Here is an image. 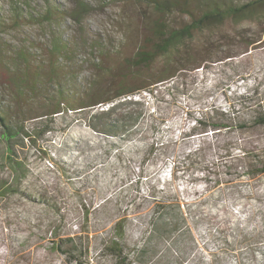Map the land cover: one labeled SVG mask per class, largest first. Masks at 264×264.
<instances>
[{"label": "rangeland", "instance_id": "rangeland-1", "mask_svg": "<svg viewBox=\"0 0 264 264\" xmlns=\"http://www.w3.org/2000/svg\"><path fill=\"white\" fill-rule=\"evenodd\" d=\"M157 1L0 0L1 100L27 132L14 153L0 137V264H121L113 242L124 246L128 264H264V173L247 179L241 165H213L222 151L215 144L187 158L200 138H182L191 133V117L227 108L238 121L249 120L247 128L234 121L232 131L219 136L231 142L227 152L246 148L251 159L264 153V124L254 122L264 108V0H224L250 5L242 17L204 31L209 44L234 57L159 85L157 97L143 93L147 109L165 117L155 132L147 131L146 115L134 138L108 134L92 117L100 105L34 118L58 99L56 83L43 77L41 93L48 97L30 104L14 99L6 85L9 71L34 68L28 58L46 71L54 63L65 90L75 92L77 81L99 76L98 45L112 57L100 65L126 75L136 70L133 55L153 37L155 24H186L183 6L197 14L212 0H167L168 7ZM62 42L69 49L57 62L52 52ZM201 43L189 41L194 48ZM171 84L181 90L169 91ZM159 141L171 144L159 147ZM176 196L190 228L181 229L179 242L174 237L181 230L161 229L153 237L151 208Z\"/></svg>", "mask_w": 264, "mask_h": 264}, {"label": "trees", "instance_id": "trees-1", "mask_svg": "<svg viewBox=\"0 0 264 264\" xmlns=\"http://www.w3.org/2000/svg\"><path fill=\"white\" fill-rule=\"evenodd\" d=\"M180 2L181 0H175L173 5H181ZM160 3L162 5V2ZM167 4L169 2L166 0L162 6L168 7ZM203 5L205 8L200 9L197 14L190 8L183 6V9L186 10L185 13L190 15V20L181 26H171L164 21L155 24L152 30L153 37L146 39V43L140 45L133 55V63L136 66V70L126 75L115 73L116 68L114 69L111 66L102 67L100 65H105L112 57L109 51L98 45V48L95 49L98 52L97 57L100 60V64L95 63L94 65L98 69L99 76L96 80L85 84L77 81L79 87L76 86L77 91L75 92L71 93L65 90L62 76L57 70H53L56 69L54 63L46 71L40 64H37L39 65L37 66L28 58L26 59L28 64L34 68H27V71L23 69L20 73L7 71L8 79L5 81L6 85L11 88V94L14 99L26 101L25 104H30V101L37 96L47 95L46 92L41 93L40 85L42 87L44 85L41 84L43 77L50 76L53 83H56L58 99L51 105L45 106L42 112L33 116L34 118L54 114L60 115L68 111L80 112L85 108L100 105L104 106L103 109L94 113L92 117L99 119L108 134L118 135L121 133L126 139L134 138L140 131V125L143 121L142 117L146 115H150V120L146 123L147 131L155 132L158 128L160 129L165 117L158 116L147 109V106H145L146 96H143V93L151 97H157L160 92L159 85L174 81L177 77L198 68L208 71L213 63L224 61L236 55L231 52H224L220 48H214L212 44H209V34L204 33V31L212 24H221L226 18L233 16L235 18L242 17L250 4L237 6L228 4L224 0H212L211 2H203ZM54 13L63 14L62 17H64V12L53 11ZM18 18L21 20V17L18 16ZM48 19L53 20V17H48ZM1 24H4V22L0 17ZM198 33L200 36L197 37ZM193 39H198L202 42L200 46L197 48L192 47L189 41H193ZM68 49L69 45L67 42L57 43L52 52V57L56 54V61L58 62L59 58L64 56ZM77 50L78 47L75 48V51ZM93 52L95 51L93 50ZM52 60L51 62L55 61L54 59ZM5 82L2 84L5 85ZM168 87L169 91L173 89L181 90L180 85L171 84ZM136 96L139 98H136ZM1 99L3 98L0 95V137L5 142L9 152L14 153L15 146L20 143V139H23L27 132H25L23 126L24 120H21V123L15 120L16 118L10 113V110L4 107ZM51 99L53 100V98ZM132 105H138L139 107L134 108ZM229 108H231V104ZM31 110L33 111L34 109L31 108ZM232 114L234 112L227 110V108L214 107L204 110L196 118L191 117V133H184L182 138L185 140L188 136L197 137L200 138V142L193 150L187 153V158L202 156L207 149L206 146L209 145L208 147L211 148L215 144L222 151L217 154L216 160L212 162L213 165L221 164L229 168H237L236 165L238 167L241 165V168L245 169L244 172L247 174V179L263 174L264 153L259 152L251 159L248 155V150L242 148L241 153L231 154L227 152L231 142L219 137L222 134L231 132L234 128V121L236 122L240 119ZM254 119L256 124H264L263 105L258 116ZM240 121H238L239 123L237 122L238 125L241 128H247L249 120ZM175 142H178V140ZM155 144V142L152 143V145ZM166 144H171V141H159V147H164ZM224 149L226 153L223 152ZM203 159L201 158V161L197 160V163L203 164ZM204 169L209 170L206 167ZM150 214L153 237L156 231L161 229L172 231L184 230L185 227L190 228L187 214L183 209L181 200L177 196L175 199L164 198L157 200L151 208ZM115 226L118 227L119 235L124 236V228L121 223L118 222ZM183 230L174 237V242L183 240V236H181ZM111 248H113L112 251L115 256L122 260L121 264H128V256H125L123 252L124 246L120 242H113Z\"/></svg>", "mask_w": 264, "mask_h": 264}]
</instances>
